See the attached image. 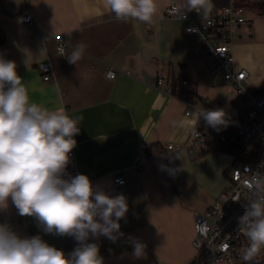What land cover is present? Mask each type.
<instances>
[{
    "label": "crops",
    "instance_id": "0c3cea01",
    "mask_svg": "<svg viewBox=\"0 0 264 264\" xmlns=\"http://www.w3.org/2000/svg\"><path fill=\"white\" fill-rule=\"evenodd\" d=\"M234 1L245 6L248 20L236 31L235 66L248 72V85L264 96V15L259 10L264 0ZM171 3L187 10V0H157L158 11L148 24L117 21L99 0H0V56L16 62L30 101L49 110L62 108L78 120L77 145L64 178L84 174L109 196L126 197L128 212L119 221L123 235L117 234L115 242L104 236L87 241L99 246L104 264H190L196 254L195 216L228 186V155L201 156L195 148L176 159L167 151H145L168 144L183 149L197 129L206 141L210 138L200 112L186 117L183 102L167 87L191 94L199 108L221 109L234 118L244 114L245 102L222 72L211 74L214 63L198 38L185 33L189 21L164 16ZM23 11L32 13V26L17 21ZM57 36L69 45L65 55L56 51ZM78 44L85 54L71 64L67 55ZM42 63L51 65L54 81L43 80ZM112 69L116 74L110 79ZM159 77L164 78L161 90ZM184 79L188 83L181 86ZM117 174L125 179L123 187L114 184ZM0 223L21 237L39 235L69 258L78 246L74 237L46 233L34 217L20 216L11 200L0 210ZM133 241L145 245L143 257L133 255Z\"/></svg>",
    "mask_w": 264,
    "mask_h": 264
},
{
    "label": "clouds",
    "instance_id": "9594fccd",
    "mask_svg": "<svg viewBox=\"0 0 264 264\" xmlns=\"http://www.w3.org/2000/svg\"><path fill=\"white\" fill-rule=\"evenodd\" d=\"M99 3L117 21L150 24L158 11L157 0ZM211 7V0H187V11L205 17ZM84 54L85 46L76 45L67 55L69 63L77 64ZM200 116L213 127L226 123L223 110L202 111ZM79 131L77 118L64 109L49 110L30 101L16 62L0 56V210L11 200L20 216L34 217L44 232L78 242L69 258L39 235L21 237L9 224L0 223V264H104L99 246L87 242L90 236L115 242L123 235L119 221L128 212L124 195L109 196L84 174L64 178ZM247 186L251 196L239 227L248 245L241 258L254 264L264 250V176L252 174ZM133 245V255L143 257L145 245Z\"/></svg>",
    "mask_w": 264,
    "mask_h": 264
},
{
    "label": "built area",
    "instance_id": "2783aa9c",
    "mask_svg": "<svg viewBox=\"0 0 264 264\" xmlns=\"http://www.w3.org/2000/svg\"><path fill=\"white\" fill-rule=\"evenodd\" d=\"M245 9L243 4L229 0L226 6L215 8L206 17L204 16L201 22L198 21L200 13L187 11L176 3L169 4L164 10V16L167 18L189 21L184 31L187 35L198 38L204 54L214 63L215 66L210 68L211 74L222 72L225 81L233 86L237 96L245 102L243 116L234 118L225 113L226 123L222 125L227 126L230 131L239 136L251 153V158L247 161L228 155L227 179L230 184L205 213L195 216L193 247L196 254L190 264L248 263L241 258L242 249L248 245V240L240 231L239 218L244 214L245 205L251 196L247 185L252 174L261 173L264 176V96L248 85V72L244 69H236L233 57L236 31L248 22ZM16 19L27 26L34 24L33 15L29 11L19 13ZM55 40L57 53L65 55L69 45L61 36H57ZM40 69L44 73V81L55 80L50 64L42 63ZM115 74L116 72L112 69L108 72V77L113 79ZM187 83V79H184L181 81V86ZM163 86L164 78L159 77L156 88L161 90ZM166 91L170 96L183 102L186 117H190L194 110L209 111L199 108L197 100L185 91H175L171 87H167ZM200 119L209 125L203 116H200ZM195 148L201 151L206 150L205 135L200 129L193 133L192 143L187 147L182 149L172 144L164 147L165 151L170 152L176 159L183 151L191 153ZM72 158L73 153H70V159ZM170 176L173 179L176 178L175 171L172 169ZM114 184L116 187H123L125 179L117 174L114 176ZM263 261L264 250L254 264Z\"/></svg>",
    "mask_w": 264,
    "mask_h": 264
},
{
    "label": "trees",
    "instance_id": "16d2710c",
    "mask_svg": "<svg viewBox=\"0 0 264 264\" xmlns=\"http://www.w3.org/2000/svg\"><path fill=\"white\" fill-rule=\"evenodd\" d=\"M229 0H211L215 8H222L228 4ZM259 10L264 15V6H260ZM3 39H0V43ZM209 140L206 141V150L200 152L201 156L221 153L224 155L234 156L242 161H247L251 158L250 151L244 146L241 138L235 133L226 128L224 125L213 127L208 126ZM147 154L156 152L157 154H164L165 150L160 145H152L145 147ZM264 262V261H263ZM257 262L255 264H263Z\"/></svg>",
    "mask_w": 264,
    "mask_h": 264
},
{
    "label": "rangeland",
    "instance_id": "374dc122",
    "mask_svg": "<svg viewBox=\"0 0 264 264\" xmlns=\"http://www.w3.org/2000/svg\"><path fill=\"white\" fill-rule=\"evenodd\" d=\"M252 87V86H251ZM253 88V87H252ZM245 147H248L247 145L245 146ZM198 148H196L195 150H197ZM228 184H230V182L228 183ZM228 187V186H227ZM264 264V263H263Z\"/></svg>",
    "mask_w": 264,
    "mask_h": 264
}]
</instances>
